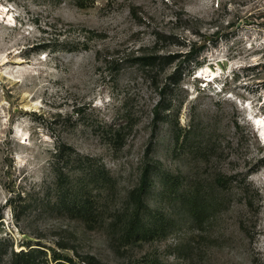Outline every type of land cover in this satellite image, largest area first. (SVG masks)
Segmentation results:
<instances>
[{"label": "rangeland", "instance_id": "obj_1", "mask_svg": "<svg viewBox=\"0 0 264 264\" xmlns=\"http://www.w3.org/2000/svg\"><path fill=\"white\" fill-rule=\"evenodd\" d=\"M33 248L264 264V0H0V264Z\"/></svg>", "mask_w": 264, "mask_h": 264}, {"label": "trees", "instance_id": "obj_2", "mask_svg": "<svg viewBox=\"0 0 264 264\" xmlns=\"http://www.w3.org/2000/svg\"><path fill=\"white\" fill-rule=\"evenodd\" d=\"M193 46H191L190 50L186 53L187 56H190L193 53ZM172 57V56H169ZM162 57L158 56V55H148V54H142L141 56H138V58L136 59V61L140 62L141 64L145 65V66H151L156 64L157 61H161ZM66 150H72L75 153V150H73L72 148H70L69 146L67 148H65V146L63 147H59L56 151H55V157L57 158V163H56V168H55V172L58 175L59 181H62V179H66L69 180L70 179V174L68 173V171H65L66 166H60L61 164V159L63 158H68L70 159L72 156L71 155H65V153H67ZM88 157L83 158L81 155L78 154V158L76 160L77 165L75 166H79V167H83L84 169L87 170H97L94 168V164L89 160ZM103 172V171H102ZM106 174V173H105ZM146 183V182H145ZM138 208L141 209V207L143 206V201L141 199V196H138ZM139 213V210H138ZM135 229V228H134ZM138 228H136L137 230ZM41 252L39 249H30L28 251H22L20 253H15V264H36L35 263V259H36V255ZM60 258H53V261L55 262V264H65L63 262H57ZM70 262H72L70 260Z\"/></svg>", "mask_w": 264, "mask_h": 264}]
</instances>
